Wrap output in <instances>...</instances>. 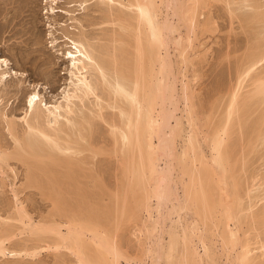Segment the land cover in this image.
Returning <instances> with one entry per match:
<instances>
[{"label":"bare ground","instance_id":"obj_1","mask_svg":"<svg viewBox=\"0 0 264 264\" xmlns=\"http://www.w3.org/2000/svg\"><path fill=\"white\" fill-rule=\"evenodd\" d=\"M207 1L67 0L83 10L80 18L72 9L47 8L48 14L68 15L64 22L53 20L67 45L59 54L67 63V84L62 99L52 104L34 85L24 98L23 115L15 119L7 116L0 99V125L10 137H0V187L7 183L3 175L6 167L11 168L9 161L22 162L24 184L36 186L51 200L55 215L46 217L50 221L33 220L11 183L17 199L14 210L9 216L0 215V257L11 258L6 264H26V257L42 264L35 260L43 253H52L56 264H64L67 253L76 264H122L121 259L129 263L133 259L127 255L129 262L123 259L118 241L105 224L114 229L116 221L126 219V210L135 206L136 215L142 209L151 221L145 231L147 238L155 237L146 253L152 264H217L215 250L211 252L213 236L223 249L234 253L229 264H264V189L260 190L258 175L248 172L247 159L264 144V0H217L246 30L248 42L235 58L237 63L231 64L229 84L215 90L214 103L198 124L191 87L176 73L180 63L187 69L194 39L210 29L212 19L202 11ZM170 49L180 60L179 68H174ZM7 65L6 59L0 60L1 91H7L11 73L17 76ZM21 81L10 85L17 90ZM98 120L107 126L106 140L127 181L117 178V183L124 187L127 183L124 198L131 193L134 199L128 201L135 202L132 208L133 202L123 205L125 201L115 196L111 200L122 205L117 207L120 210L114 207L122 217L116 211L117 219L101 220L104 225L94 216L95 202L85 209L91 194L83 193L81 182L92 174L94 183L102 184L96 166H91L103 152L93 142ZM152 199L157 203L154 208ZM56 215L59 221L53 220ZM110 222L117 224L113 227ZM194 239L197 246L191 245Z\"/></svg>","mask_w":264,"mask_h":264},{"label":"rangeland","instance_id":"obj_2","mask_svg":"<svg viewBox=\"0 0 264 264\" xmlns=\"http://www.w3.org/2000/svg\"><path fill=\"white\" fill-rule=\"evenodd\" d=\"M208 2L209 0L206 2L207 5L204 6L202 11L205 15V18L207 16L209 19H212L209 20L211 22L210 23L211 25L209 27L210 29L209 31L205 32L202 35H199L197 38L194 39L195 42L192 44V49L189 50L190 62H188L186 65V67L188 66L187 69L184 68L185 64L180 63L178 56H176L173 53V50L170 49V53H172L171 55L173 62H176L175 63L176 67L174 66V68H179L178 67L179 63L181 64L180 66L181 69H177V71L180 70L179 72H183V73L180 74L175 69V72H177L176 74L178 76V79L180 78L184 79L183 81L187 82L189 87H191L190 90L193 93V103L195 106V112H196L195 114L197 115L196 117H198V124L203 122V119L205 118V115L208 113L209 107L211 106L210 103H214L213 99L215 97V90L217 88H220L221 86L222 89L224 85L226 87L229 84L227 81H230L229 77L231 78L230 74L232 72L230 70H233L232 69L234 68L233 66L237 63L236 60L238 59V57L241 56V53L246 48V44L248 42L247 41L248 35L246 33V30L243 29L244 30L243 32L236 18L235 17L231 18L232 16L230 17L228 10L225 11L227 8L223 6V3L217 0H211L209 3ZM50 5L55 7V10L72 9L74 10L72 11L73 15H76L79 18L83 16L81 14L83 10H80V7L75 3H67V0H30V1L0 0V13H1L0 14L1 15L0 16V60L6 59L8 62L7 69L10 71L12 70L17 72V76H14V74L11 73V76L8 78V81L6 82L7 91L6 90L5 91L7 93L5 91L0 90V96H1L0 99H3L1 104L5 107L4 110L7 113V116H9V118L12 117L15 119V117L18 118L23 115L24 109H26L24 98H26L28 94L34 91L35 89L34 85L36 84H38L36 90H38L39 93L42 96H44V99L48 104H52L53 101L55 100H56L55 102H58L62 99L63 90H64L63 87L65 88L67 84L66 81L67 63L65 62L64 59H62L61 55L59 54L65 51L67 45L65 44V40L62 36V30L60 28V25H58L53 20H55L56 18L58 21L64 22L68 17V15L61 13L62 16H60L59 15L60 12L53 15L48 14L46 10ZM234 6L236 7V5H233L232 7ZM161 8L162 10H164V7L162 5ZM236 12L239 13L241 12V10H237ZM236 15L237 14H235L234 16ZM231 19H232V23H230ZM69 22H71V19L67 20L65 23H69ZM52 40H54L55 42H53ZM37 41L39 42L38 44ZM51 45H54V48H52ZM35 61H38L40 64H38V66H35L34 65ZM2 68H5V66H2ZM178 73L181 76H179ZM184 73L185 75L183 76L182 74ZM18 79H22L23 81L19 82L20 83V86L18 87L19 90L18 89L16 90V88L11 86L12 85L11 83L14 82L16 83V81L18 82ZM179 83L180 82H178L177 84L178 87H180ZM181 106L182 105L180 104L179 107ZM177 115H179V112H177ZM17 122L19 124V121ZM3 125L2 124L0 125L1 126L0 137L6 139L7 136L6 140H10V137H8V134L5 131V127ZM95 125L96 126L94 127V130L96 135L94 134L95 136H93L94 138L93 142L98 143V145L97 144L96 145L101 146L102 147L101 150L103 152L99 153V156L97 154L93 158L91 162L92 163H94L95 161L96 162L94 166L93 165L91 166L94 168L96 166V169L99 171V176H102L101 179H99L100 177L97 176L99 177L98 181L102 183V184H98V186L101 185L100 187L102 188L100 187L98 188V186L96 185L97 182L94 183L95 176L94 175L92 176V174L89 175V177L86 176L85 178H81V182L86 189L85 190L83 188L85 190L83 191V193L85 192V194H87L88 192L87 197L91 194L89 196V198L90 197L91 198L88 199L87 203H84L85 209L91 208L96 203V205L93 206L95 207L96 210L94 211L95 212L94 216L97 217L98 220L97 223L98 224L101 223L102 225L103 222H105L106 220H107L106 222L108 223H109L108 220L115 221V219H117L115 218L116 217L115 215L117 213H118L117 217L121 215L119 213L120 211H118L121 208H117V207H120L122 205L121 204H119V206L116 205V203H119L118 201H120L121 199H122L121 202L125 201V204L124 202H122L123 205L133 204L132 206L129 205L132 208H134L135 202L128 201L134 199L131 197L130 195L131 193L127 196V200L124 198L125 197L124 194L127 195V192H125V189H127L126 188L127 183L125 187H124L125 185L124 183L127 181L124 182L126 178L122 179L124 178V175L122 173L123 171L120 168V165L117 163L119 162L118 159L116 158V156H114L115 154L111 151L112 149H110L111 147L110 144L108 143L109 141H107L108 140L107 126L103 122L101 124L100 120H98L97 123L95 122ZM104 143L106 144V147ZM261 145L262 146L260 145L258 146L259 150L261 151L259 152L258 150H256L255 152L250 153V155L248 156L250 158H247L249 161L248 160L247 161L250 162V164H248L249 166L248 172L250 173L251 171L254 174L258 175L257 182H262V187L260 188V190H263L264 189L263 186L264 185V144L261 143ZM109 149L112 152L113 157L111 156V153H109L110 152ZM86 153L87 155L89 154V152H85L84 154ZM9 162L11 163L10 164L11 168L9 169V167L8 168L6 167L5 169L6 172L3 175V178L4 179L6 178L5 180L7 183L1 186L3 188L0 187V215L4 217L11 215L12 211L14 210L13 207H15V201L19 199L21 202L19 200L18 201L22 203V205L25 207L28 216L30 215L33 220H37V219L39 220L40 218H42L46 220L48 219L50 221V219L46 217L51 218L53 217V215H55L53 213L54 207L51 200L43 197L39 189L37 190L35 188L36 186L26 187L27 184H24L26 167L22 164V162L20 161L18 162V160L15 159H11ZM159 165L164 166V161H160ZM98 167L100 168V170L98 169ZM118 167L120 170L118 169ZM86 172L88 174L89 170L86 169ZM5 175L8 177H6ZM120 175L121 176L123 175V177H121ZM175 176L176 174L175 175L173 174V177ZM117 178L119 180L122 179L124 183L119 182L120 183L119 185V183H117L119 181V180L117 181ZM11 183H14L13 187L18 194L16 200L14 199L13 192L11 191V187H10ZM122 184L124 190H122L123 189ZM118 186H120V188H118ZM31 187H34L33 190ZM116 188L118 190L115 191ZM180 190L181 188L179 189V192H181ZM117 191L120 192V193L118 192L119 194L122 193L121 197L119 194L117 195L116 193ZM112 193H114L115 195L113 196ZM128 193H129V189H128ZM109 196H112V198ZM115 196L116 197L119 196V198L116 199ZM129 196L131 197V199H129ZM114 197L118 201L114 200L113 202V200L111 199H114ZM151 201H152L151 206H153L154 208V206L157 205L156 200L152 199ZM115 205L118 210H115L114 208ZM77 206H74V208H77ZM103 206L106 209V210L104 209V211L102 209ZM130 207L127 206L124 208L129 209ZM125 209L122 213L124 212L126 213V211L128 213V211L129 212L131 211L130 213H128V215H131L130 217L127 215V213L126 214L124 213L125 214L124 217H126V219L120 216L122 217L121 218L122 220L118 218L119 220L116 221L118 222V224L114 222H110L111 223L110 225H112L113 223L115 225L117 224L116 226L112 225L113 227L114 226L116 227V228L114 227V229L117 230L116 232L112 227H109L108 224H105V226L107 225L106 230L109 231L111 235H114L116 242L118 241L117 243H119V247H121L120 249L122 253H124L125 255L123 259H125L127 262H129L127 260V257L133 259V260L129 259L131 261L129 263L122 261V259L120 260V262L122 264H133V263L137 264L139 262H140L139 264L141 263L147 264V262L148 264L150 263L152 264L150 256L146 254L147 252H149V248L152 247L155 240V237H153V239L150 237L147 238L148 235L146 234V232L148 231L147 229L149 226L148 223L149 222L151 223L150 219L148 218L149 216L146 211L144 210L141 211L142 209H139L136 215V209H137L136 206L132 210L125 211ZM48 211L50 214L48 213ZM116 211L118 212L116 213ZM105 212L106 215L109 214L107 218L103 217L105 215ZM139 212L142 214L140 215ZM153 213H152L153 215H156L154 211ZM182 214L184 215V213ZM139 215L141 217H139ZM57 219L58 221L60 220V218H58L57 215L56 217L54 216L53 220L57 221ZM101 220L104 221L101 222ZM145 223L148 225H146ZM146 226L147 228H145ZM140 228L141 231H139ZM145 229H147V231H145ZM110 230L111 232L113 230V232L111 233ZM16 231L20 232V230H16ZM166 237L167 235L165 234L164 238ZM213 237L210 240V245H212L211 241L214 240V242H212L214 244L213 245L214 248L213 249L211 248V252L215 250L214 252L216 255L214 253L213 254L215 256V259H217L216 260L218 262L217 264L231 263L230 259H232L231 257L233 256L232 254L234 253L229 252L228 250L226 251L225 250L226 248L223 249L219 243L218 238L215 236ZM191 245L197 246L198 245L197 241H195L194 239ZM195 248H197V250L200 253H202L201 246ZM221 250L224 251L222 252L223 255L219 253L221 252ZM64 251L65 250H62V252ZM228 252L231 256L229 254L228 256L225 255ZM64 253H66V251ZM255 253L257 254L258 252ZM67 254L68 256L66 257L68 258V260L67 258H65L64 255L65 258L64 264H76V262L74 263L72 257H70L69 253ZM38 257L36 258L35 261L42 260L41 261L42 264H56L54 263V256H52V253L51 254L43 253L40 254V256ZM26 258H25L26 264L35 263L33 262L34 260L32 261L31 258L30 259L29 258L26 259ZM8 259L11 260V258L9 257L8 258L0 257V264H6L5 262L9 261ZM140 259L141 260L143 259L144 261L143 260L142 261L143 262L146 261V262L143 263L141 262ZM225 259L227 260L229 259V261L227 262V260ZM135 260L136 261L139 260V262L138 261L136 262ZM258 264H262V262L261 263L258 262Z\"/></svg>","mask_w":264,"mask_h":264}]
</instances>
